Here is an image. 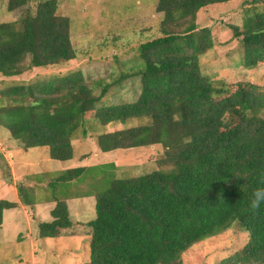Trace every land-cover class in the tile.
<instances>
[{
	"label": "trees",
	"instance_id": "16d2710c",
	"mask_svg": "<svg viewBox=\"0 0 264 264\" xmlns=\"http://www.w3.org/2000/svg\"><path fill=\"white\" fill-rule=\"evenodd\" d=\"M0 1L13 16L0 21V79L77 58L71 19L58 0H42L36 9L33 0ZM231 1L158 0L159 34L143 39L137 62L128 69L121 62L124 72L110 82L88 81L78 69L0 90V139L22 151L44 147L52 159L76 158L74 140L78 131L88 133L89 117L104 127L138 122L98 134L100 151L163 147L159 168L150 172L118 176L114 162L84 164L41 184L55 205L52 220L38 223L37 238L79 235L84 224L88 256L77 264H184L191 246L236 226L247 239L230 264H264V202L250 206L253 191L264 187V87L214 79L200 66L215 43L198 17ZM244 11L242 25L229 27L242 48L237 66L254 69L264 65V8ZM132 77L140 78L138 97L107 102L108 92ZM72 180L92 186L72 191L66 185ZM17 188L26 206L36 205L26 186ZM89 195L95 215L79 221L66 200ZM17 205L0 199V225L4 210Z\"/></svg>",
	"mask_w": 264,
	"mask_h": 264
},
{
	"label": "rangeland",
	"instance_id": "374dc122",
	"mask_svg": "<svg viewBox=\"0 0 264 264\" xmlns=\"http://www.w3.org/2000/svg\"><path fill=\"white\" fill-rule=\"evenodd\" d=\"M40 1L42 0H33V9H36V3ZM157 2L158 0H58L61 14L68 15L71 19V37L77 50V58L60 65L37 68L20 76L0 79V90L16 84L50 79L78 69L83 71L88 81H95L98 78L112 81L113 77L124 72L120 70L121 62L126 63L124 68L127 69L129 65L137 62L136 48L140 42L159 34L158 26L162 14L155 11ZM253 5L264 8V3L260 0H232L198 17L200 26L211 28L215 43L212 49L200 57L203 73L229 83L250 81L264 87V65L254 69L237 66L242 48L239 41L233 38V32L229 27L231 24L242 25L244 10ZM11 18L13 19V16L6 9V2L0 1V21ZM96 89L97 92L100 91L99 88ZM139 93L140 78L132 77L113 87L108 92L107 102L133 101ZM136 124L137 121L125 125L114 122L104 127L89 117L86 122L88 133L84 136L83 131H78L77 139L74 140L76 158L67 161L53 160L44 147L32 148L28 153L22 152L13 146L16 141H11L9 144L11 143L15 150L14 156L16 157L15 153L18 152L24 156L20 163L14 159L12 152L8 151L7 144L0 140V199L19 201L14 193L8 194L11 190L7 186L13 187L14 190L23 169L34 172V175L38 174L32 181L37 187L36 191L31 185L26 184L27 192L29 195H35L36 203L41 198L43 202H47L50 199L48 196L52 193L51 189L46 193L41 184L50 186L63 170L76 165L114 162L117 165V175L127 177L159 168L158 164L164 152L161 145L109 152L100 151L97 147L95 140L98 134ZM82 154L86 157L78 161ZM45 179L47 180L44 182ZM66 183L72 191H89L88 187L92 186L90 181H80L78 187L73 186L76 180ZM86 191L82 193L86 194ZM80 199L82 201H78ZM39 206L41 205L34 204L30 208L38 209ZM69 207L75 219L87 221L89 217L95 215V197L90 195L79 197ZM30 208L20 202L14 209L3 212L5 222L0 225V264H77L86 259L89 241L87 242L88 237L85 235L77 242L70 238L66 244L62 240L34 238L33 227L38 219ZM39 216L41 222L52 219L49 211ZM78 230L80 233H88L89 227L82 224ZM246 239V232L236 229V226L230 227L213 239L208 237L187 249L183 254L184 264H230L231 255L242 247Z\"/></svg>",
	"mask_w": 264,
	"mask_h": 264
},
{
	"label": "crops",
	"instance_id": "0c3cea01",
	"mask_svg": "<svg viewBox=\"0 0 264 264\" xmlns=\"http://www.w3.org/2000/svg\"><path fill=\"white\" fill-rule=\"evenodd\" d=\"M8 79V78H7ZM6 138H1L0 140L2 141V142H5V144H7V146H8V151H11L12 152V154H13V157H14V159H16V160H18V161H20V159L21 160H23V158H24V156L20 153V152H18V153H15V155H16V157L14 156V152L13 151H15V150H13V146H15V145H13V146H11V143L9 144V142H7V140H5ZM32 149V148H31ZM22 152H26V153H28V152H31L30 150H28V151H22ZM12 157V158H13ZM53 160H56V159H53ZM60 161V160H59ZM20 163H22V161H20ZM22 169H23V167H22ZM27 170V171H26ZM39 170H41V169H39ZM26 171V172H25ZM21 174L22 175H20L19 177H18V183H16V185L14 186V190H13V187H9V186H7L8 188H10V190L11 191H9V193L8 194H12V193H14L15 194V196L17 197V199H19V201H15V202H17L18 203V205H20V202H21V204L23 205V206H25V207H29L30 208V206H26L24 203H23V201L20 199V197H19V193H18V185L19 184H23L24 186H28V185H26V184H29V185H31L32 186V188L33 189H35V191H36V189H37V187H36V185L35 184H33V182L32 181H34L35 179H36V177L35 176H37V175H34L35 173L34 172H32V171H29L28 169H23L22 171H21ZM42 175H44V173H42ZM4 180V179H3ZM17 180V179H16ZM47 179H45V180H43L44 182L46 181ZM42 185H44V184H42ZM13 186V185H12ZM45 186V185H44ZM77 199L78 198H70V199H68V200H66V202H67V205H68V207L69 206H71V204H73L74 202H76L77 201ZM78 201H82V199H80V200H78ZM37 205H41V206H39V208L38 209H32V208H30L32 211H34V213L36 214L35 216H36V218L38 219L37 221H35V225H34V227H33V229H34V233H33V235H35L34 236V238H37L36 236H37V228H38V223L39 222H41V220H39V218L38 217H40L39 216V214H41V213H44V212H46V211H51V209L54 207V205H55V201H47V202H43V201H38L37 203H36V205L35 206H37ZM19 207V206H18ZM10 209H14V208H10ZM10 209H5L4 210V212H7V211H9ZM69 209H70V207H69ZM14 212V211H13ZM4 214V213H3ZM51 217H52V215H51ZM53 218V217H52ZM4 215H3V223L5 222L4 221ZM52 220V219H51ZM31 233V234H32ZM81 235H75V236H65V237H63V236H61V237H57V238H50V239H56V240H59V241H61L62 240V242H64L65 244L66 243H68V241L69 240H71L70 238H72V239H74L75 240V242H77L80 238H82L83 237V235H85V237L87 238L88 236H86V234L85 233H80Z\"/></svg>",
	"mask_w": 264,
	"mask_h": 264
},
{
	"label": "clouds",
	"instance_id": "9594fccd",
	"mask_svg": "<svg viewBox=\"0 0 264 264\" xmlns=\"http://www.w3.org/2000/svg\"><path fill=\"white\" fill-rule=\"evenodd\" d=\"M262 202H264V187H258L252 193L250 206L255 209L259 207Z\"/></svg>",
	"mask_w": 264,
	"mask_h": 264
}]
</instances>
